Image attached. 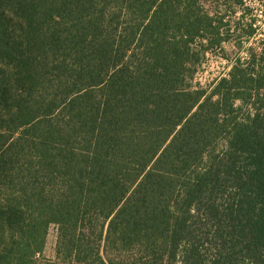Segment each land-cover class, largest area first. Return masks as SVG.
Returning a JSON list of instances; mask_svg holds the SVG:
<instances>
[{"label": "trees", "instance_id": "16d2710c", "mask_svg": "<svg viewBox=\"0 0 264 264\" xmlns=\"http://www.w3.org/2000/svg\"><path fill=\"white\" fill-rule=\"evenodd\" d=\"M216 2L0 0V264H264V37L188 81L255 36Z\"/></svg>", "mask_w": 264, "mask_h": 264}, {"label": "rangeland", "instance_id": "374dc122", "mask_svg": "<svg viewBox=\"0 0 264 264\" xmlns=\"http://www.w3.org/2000/svg\"><path fill=\"white\" fill-rule=\"evenodd\" d=\"M216 1L213 0V12L217 8ZM245 5H249L250 9L244 11L243 6L235 9L237 12L235 14H229L228 19H231L232 25H237L241 28L246 23H249L251 19H254L255 36L246 40L243 38V47L239 50L233 41L224 44L225 51H212L208 50L206 53L201 55V59L198 63L193 65V73L190 75L189 83L194 87H209L211 86L217 78L226 75L231 68L236 56L245 55L246 48L250 45L259 47L263 43L264 37V0H244ZM228 9H232V5H227ZM231 15V16H230ZM241 29L235 33V39L239 38ZM242 36H244L242 34ZM58 240V227L54 224L49 226L46 243L41 257L44 258H55L56 246Z\"/></svg>", "mask_w": 264, "mask_h": 264}]
</instances>
